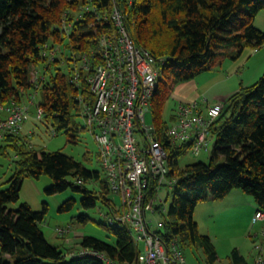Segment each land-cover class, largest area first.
<instances>
[{
  "label": "trees",
  "instance_id": "16d2710c",
  "mask_svg": "<svg viewBox=\"0 0 264 264\" xmlns=\"http://www.w3.org/2000/svg\"><path fill=\"white\" fill-rule=\"evenodd\" d=\"M262 8L264 0H0V105L25 104L37 91L43 112L39 119L45 127L71 135L77 131L73 119L80 117L78 97L89 104L93 100L87 83L90 71L80 68V58L86 55L99 63V38L114 37L119 31L113 20L115 10L134 45L161 59L158 70L180 83L214 65L221 51L231 49L238 55L245 47L263 46L264 33L253 26ZM33 71L38 74L36 80H32ZM158 82L152 103L156 136L169 154L170 174L178 182L157 233L164 243L175 240L183 252L188 247L201 248L207 262L214 264V246L199 234L193 220L195 206L238 189L252 197L255 213H264V73L255 84L241 86L221 102V113L208 128V142L213 141L208 163L187 164L182 169L177 157L189 151L190 144L178 149L164 137L168 126L162 119L164 92ZM0 142V154L11 150L15 163L6 188L0 189V252L4 256L0 264H108L92 256L71 255L75 248L51 246L40 228L46 207L33 211L21 203L8 208L19 201L26 178L46 175L52 180L49 193L70 188L86 195L85 208L95 207L98 201L112 214L106 178L97 196L83 182L98 180L99 173L73 158L59 151H37L18 135L4 134ZM72 204L68 200L60 210H69ZM79 219L84 223L88 217ZM108 230L114 244L83 237L76 243L78 249L96 251L109 264L133 263L138 248L129 230L112 226ZM228 264L249 263L233 249Z\"/></svg>",
  "mask_w": 264,
  "mask_h": 264
},
{
  "label": "built area",
  "instance_id": "2783aa9c",
  "mask_svg": "<svg viewBox=\"0 0 264 264\" xmlns=\"http://www.w3.org/2000/svg\"><path fill=\"white\" fill-rule=\"evenodd\" d=\"M113 20L119 31L114 37L99 38L96 52L99 63L92 64L89 61L92 57L86 55L80 58V68L90 71L87 82L92 103L78 97L83 129L95 142L109 194L119 198L118 206L111 202L114 210L109 226L129 230L138 248L131 264H186L178 243L175 240L164 243L157 233L168 212L165 208L168 192L178 182V177L170 174L169 154L157 139L156 126L145 121L158 87L157 64L162 60L134 45L121 27L118 13H114ZM222 108V103H217L201 112L196 102L178 103L172 115L174 123L164 130V137L178 149L190 144L189 151L198 155L208 149V128ZM42 114L37 105L38 118ZM28 116L26 104L0 105V139L4 134L18 135ZM137 132L143 137L142 143L134 136ZM155 215L162 217L155 220ZM253 220L264 221V213L257 211ZM66 232L57 230L61 236ZM78 247L71 255L92 256L110 263L102 254ZM254 249L255 264H264V241L256 243Z\"/></svg>",
  "mask_w": 264,
  "mask_h": 264
},
{
  "label": "rangeland",
  "instance_id": "374dc122",
  "mask_svg": "<svg viewBox=\"0 0 264 264\" xmlns=\"http://www.w3.org/2000/svg\"><path fill=\"white\" fill-rule=\"evenodd\" d=\"M253 26L264 33V8L256 13ZM234 53V50L231 49L221 51L214 65L208 67L207 70L201 72L195 78L185 81H193L197 87L200 101L206 99L209 104L213 102V96L218 89L215 83L220 79L225 80V84L220 87V91L223 92L222 95H225L226 87L235 91L242 80L247 84L243 87L251 86L263 75L264 45L257 49L245 47L238 55ZM261 57L263 58L262 62H260ZM36 76L38 74L33 71L32 80H35ZM158 77L161 81L160 88L164 92L162 119L170 127L174 123L172 119L173 112L179 103L175 95L179 92V86L177 85L180 83L173 82L170 76H164L161 69L158 70ZM38 99L39 95L35 93L25 103L28 106L29 116L23 123L18 136L27 144H31L37 151H59L81 163L88 170L99 173L98 180H85L83 187L88 191H95L96 195L100 196V184L105 180V176L98 160L95 142L92 136L83 129L81 117L73 119L77 131L71 132L72 136L64 131L54 133L50 128H46L43 121L37 116ZM159 99L157 97L154 104ZM154 109L155 106L152 105L151 111L145 116L147 125H155ZM134 136L138 142H143V137L139 132ZM212 145L213 141L211 140L206 151H202L198 155L187 151L184 155L177 157L178 167L182 169L185 165L196 162L207 164ZM14 167V155L11 150H7L5 156L0 154V189L6 188V182L12 176ZM51 185L52 180L46 175H41L38 179L26 178L21 188L19 201L9 204L8 208L15 209L21 203H26L33 211H41L43 207H46L45 218L40 228L47 242L53 247L62 249L69 246L68 242L70 240L67 242L66 239L79 241L83 237H92L108 244H114V236L108 230L109 217L111 216L108 207L102 206L97 201L95 207L85 208L82 205V200L86 196L84 193L73 191L70 188L56 193H49L47 189ZM174 190L168 192L165 202L167 211L173 201ZM166 192L167 190L163 191L164 194ZM108 198L111 202H114L115 206H118V197L109 194ZM68 200L73 201L71 208L66 211L60 210L61 206ZM233 203L234 201L230 199V196H225L220 200L208 199L198 203L193 211V220L198 225L199 234L207 236L214 246L217 256V261L214 264H218V262L228 264L233 249L244 255L253 253L255 256L257 253L254 245L264 241V221L254 224L251 218L255 212L252 210L251 214L248 213L246 208H235ZM81 215L87 216L88 220L84 223L81 222L79 219ZM236 215L238 216L236 217ZM161 217L159 215L153 216L155 220H159ZM239 218H244V220L236 222V219ZM248 219L250 222H248ZM100 224L106 226V228ZM58 229H64L68 232L64 236H59L57 234ZM250 231H252L251 235H249ZM184 256L186 264H209L201 248L188 247L184 249Z\"/></svg>",
  "mask_w": 264,
  "mask_h": 264
},
{
  "label": "crops",
  "instance_id": "0c3cea01",
  "mask_svg": "<svg viewBox=\"0 0 264 264\" xmlns=\"http://www.w3.org/2000/svg\"><path fill=\"white\" fill-rule=\"evenodd\" d=\"M262 61H263V58L261 57L260 62H262ZM223 84H225V80H223V79H220L217 83H215V85L218 86V89H217L215 95L213 96V99H214L213 102H210V104H209V101H207L206 99L200 101V97H199V94L197 92V87L195 86L193 81L180 82V84L177 85V86H179V92L175 96H176L177 101L179 103L196 102L198 104L199 110L201 112H204L206 106H212L214 104L221 103L222 101L226 100L229 96H231L232 93H235L241 86L247 85L244 83V80H242L241 84L238 86V88L235 91H234V89H228L226 87V89H225L226 91L224 92L225 95H222L223 92L220 91V87ZM1 114H4V113H1ZM226 196H228V197L230 196V199L232 201H234L233 205L235 208H246L248 210V213H251V214H252V210L254 212L256 211L255 204L253 202L252 197L245 194L244 192H242L238 189L237 190L234 189V190L230 191ZM251 214H250V217H251ZM237 216L238 215H236V217ZM250 217H249V219H250ZM253 217H254V214L251 218V220L254 222V224L259 222V221H254ZM249 219H248V222H250ZM243 220H244V218H239V219H236V222H242ZM251 233H252V231L249 232V235H251ZM59 236H61V235H59ZM255 236H256V234H255ZM68 240H70V242H68ZM66 241L69 243L68 248L77 247L76 243L78 241H74L72 239H66ZM239 253L245 258V261H247V263H249V264H251L252 260L255 258L253 253L249 254V255H248V253H246L245 255L241 252H239ZM218 263H220V262H218Z\"/></svg>",
  "mask_w": 264,
  "mask_h": 264
},
{
  "label": "bare ground",
  "instance_id": "6f19581e",
  "mask_svg": "<svg viewBox=\"0 0 264 264\" xmlns=\"http://www.w3.org/2000/svg\"><path fill=\"white\" fill-rule=\"evenodd\" d=\"M114 13H118V12L115 10Z\"/></svg>",
  "mask_w": 264,
  "mask_h": 264
},
{
  "label": "clouds",
  "instance_id": "9594fccd",
  "mask_svg": "<svg viewBox=\"0 0 264 264\" xmlns=\"http://www.w3.org/2000/svg\"><path fill=\"white\" fill-rule=\"evenodd\" d=\"M92 64H94V63H92ZM88 78V77H87ZM88 83V82H87ZM159 83V82H158ZM158 89V88H157ZM3 106H5V105H3Z\"/></svg>",
  "mask_w": 264,
  "mask_h": 264
},
{
  "label": "water",
  "instance_id": "95a60500",
  "mask_svg": "<svg viewBox=\"0 0 264 264\" xmlns=\"http://www.w3.org/2000/svg\"><path fill=\"white\" fill-rule=\"evenodd\" d=\"M158 88V87H157Z\"/></svg>",
  "mask_w": 264,
  "mask_h": 264
}]
</instances>
